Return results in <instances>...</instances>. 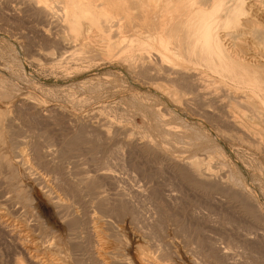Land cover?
Wrapping results in <instances>:
<instances>
[{
	"label": "bare ground",
	"instance_id": "1",
	"mask_svg": "<svg viewBox=\"0 0 264 264\" xmlns=\"http://www.w3.org/2000/svg\"><path fill=\"white\" fill-rule=\"evenodd\" d=\"M12 1V10L26 9L39 17L40 25L35 27L41 42L56 50H37L41 61H60L70 56L82 62L99 55L105 60H119L135 77L163 78L169 86L167 95L175 103L190 94L194 100L199 98L195 102L201 110L203 104L209 108L210 102L218 99L214 102L219 107L212 104V110L203 111L205 116H215L216 122L221 121L219 125L227 129L225 135L221 129H215L214 134L244 146L264 161V0ZM128 28L136 33L122 35ZM177 93H181L180 101ZM11 95L0 86V264H198L192 256L194 252H189L190 246L185 245L187 241L183 244L182 238L176 239L174 221L165 219L157 224L156 231L137 225L145 220L156 222L167 203H178L171 189L154 197L151 187L156 188L149 180L145 189L136 186L134 191L151 202L147 214L142 216V210L133 212V208L128 213L124 211L126 214L122 211L123 215L115 212L114 202L129 204L131 196L130 200H122L125 192L116 186L115 166L112 169L108 162L111 155L108 158L107 152L92 166L85 163V158L84 162L81 157L66 156L65 139L56 141L27 127L24 121H15V112L23 107L37 110L43 105ZM190 101L185 97L183 102L188 105ZM42 110L45 115L51 112L44 106ZM88 118L77 119L78 126L100 133L106 145L117 139L111 132L114 124L109 129L102 121ZM136 140L122 137L121 143L130 149L138 144L146 147L144 140ZM187 156L168 162L184 180L204 187L207 193L213 186L238 191L241 196L249 193L247 186L240 188L227 171L214 170L211 155H207L206 162ZM66 179L80 197L85 193L93 199L91 203L98 211L90 220L82 219L74 204L60 195ZM120 214L128 226L119 224ZM195 214L201 219L206 216L199 210ZM127 227L131 228L129 232ZM124 241L128 244L125 248ZM220 253L229 255L223 248Z\"/></svg>",
	"mask_w": 264,
	"mask_h": 264
},
{
	"label": "rangeland",
	"instance_id": "2",
	"mask_svg": "<svg viewBox=\"0 0 264 264\" xmlns=\"http://www.w3.org/2000/svg\"><path fill=\"white\" fill-rule=\"evenodd\" d=\"M13 5L12 0H0V86L9 95L12 94V97L29 98L30 101H38L40 105L51 109L50 114L45 115L43 106L37 110L25 106L15 112V117L18 119L15 121H24L27 127L43 132L56 141L65 139L66 150H69L65 155L81 157L82 160L85 158L87 162L85 159L83 161L89 163V166L96 164L95 160L99 161L106 157L108 152L107 157L111 155L108 162L112 169L115 166L116 186L122 188L123 193L125 192V198L122 200L126 201L127 198L130 200L131 196V200L127 201L129 204H125L126 202L120 204L119 200L114 202V211L117 213L122 211L128 213L132 208L133 212L142 210V216L148 213L149 208H152L151 202L143 195L136 196L134 191L136 186L137 189L140 188L139 186L145 189L149 180L154 182L153 186L156 188L151 187V195L154 197L162 193L166 194V191L171 189L178 203H167L165 211L161 217H157L156 222L150 223L145 220L138 222L137 225L143 226L144 230L156 231L157 224H162L165 219L174 221L175 227L172 228H176V239L182 238L180 241H183V244L187 241L189 245H185L190 246L187 248L190 253L194 252L192 256L196 258L198 264H264V161L244 146L237 145L228 138L225 140L223 137H217L214 134L217 129L224 130L221 132L224 135L227 129L223 128L224 125L220 126L221 121L216 122L215 116L204 115L208 113L205 104L202 105L204 110L203 108L200 110L199 102L197 105H200L199 108L196 107L195 100L199 98L195 97L194 100L190 94H184L186 99H191L190 104L195 102V107L189 103V106L184 104V95L181 99L182 104L175 103L172 97L167 95L166 89L169 86L163 78L151 79L150 75L145 76L146 79L135 77L119 60H105L99 55H95L90 61L82 62L70 56L60 61H41L37 50L52 49L55 53L56 50L41 42L36 28L40 25L39 17L26 9L12 10ZM128 32L136 33L128 28L122 32V35ZM180 94L177 93L178 100L181 98ZM214 101L210 102L207 110H212L210 108L212 104L213 107H219L218 102ZM86 117L91 118L90 120L102 121L101 123L108 126L105 128L111 129L112 124L115 128L117 126L115 131L114 127L112 131L110 130L113 132L112 136L117 139L106 145L100 133L89 131L83 125L78 126L80 124L76 122L77 119L81 121V118ZM124 135L127 138L133 137L134 140L138 138L140 141L144 140L143 142L147 143L146 147L138 144L131 149L127 148L121 143L122 137L125 138ZM182 147L186 150H182ZM161 151H165L166 155ZM194 153L196 154L193 157ZM187 155L191 159L198 158L204 161L207 155H211L214 170L219 171L222 168L225 173L227 171L234 183H238L237 185L242 189L246 185L251 195L244 193L241 196L238 191L225 190L219 186H213L211 191L207 189L209 191L207 193L204 187L184 180L174 172L176 168H170L168 162L172 158H186ZM70 160L73 161V158ZM61 187L60 195L74 204L73 207L85 221L90 220V216L98 211L91 203L93 200L91 196L84 193V196L80 197L79 191L70 180L66 179ZM106 188L110 193L113 192L109 185H106ZM136 206L140 209H136ZM147 207L148 209H145ZM195 210L204 212L205 218L201 219L195 214ZM122 215L118 217L122 222L119 224L127 225L126 221L121 220ZM178 227L180 230H177ZM130 229L127 227L126 231L129 232ZM126 244L124 241V248ZM222 248L229 252L227 257L221 255ZM181 262L183 263V260Z\"/></svg>",
	"mask_w": 264,
	"mask_h": 264
}]
</instances>
